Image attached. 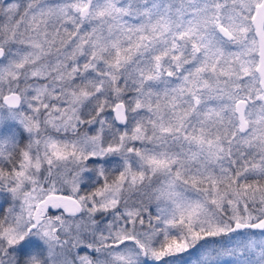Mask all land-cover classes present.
Returning <instances> with one entry per match:
<instances>
[{
  "label": "snow or ice",
  "instance_id": "obj_1",
  "mask_svg": "<svg viewBox=\"0 0 264 264\" xmlns=\"http://www.w3.org/2000/svg\"><path fill=\"white\" fill-rule=\"evenodd\" d=\"M0 264H264V0H0Z\"/></svg>",
  "mask_w": 264,
  "mask_h": 264
}]
</instances>
